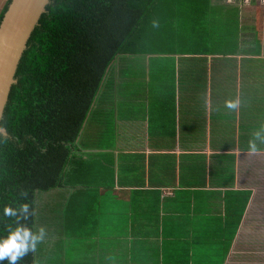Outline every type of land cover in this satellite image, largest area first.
Segmentation results:
<instances>
[{
	"label": "crops",
	"instance_id": "0c3cea01",
	"mask_svg": "<svg viewBox=\"0 0 264 264\" xmlns=\"http://www.w3.org/2000/svg\"><path fill=\"white\" fill-rule=\"evenodd\" d=\"M8 2L0 0V15ZM207 6L210 18L219 17L214 26L232 27L238 54L135 58L146 63V74L119 88L127 117L117 125V150L95 158L85 173L87 181L99 178L109 186L76 196L100 220L86 241L95 248L89 258H66L69 264H264L263 232L253 225L255 180L244 176L238 187L235 174H224L230 162L221 157L230 154L234 173L238 155L249 162L255 157L238 140H249L264 123V0H209ZM177 19L185 21L181 33L190 37L186 8ZM183 37L169 34L165 43L180 44ZM199 37L197 43L209 40ZM225 71L233 76L227 93L220 88ZM237 95L241 107L230 112L224 102ZM248 160L240 169L245 175ZM109 163H115V179ZM60 239L72 245L75 238Z\"/></svg>",
	"mask_w": 264,
	"mask_h": 264
},
{
	"label": "trees",
	"instance_id": "16d2710c",
	"mask_svg": "<svg viewBox=\"0 0 264 264\" xmlns=\"http://www.w3.org/2000/svg\"><path fill=\"white\" fill-rule=\"evenodd\" d=\"M207 4L209 0H51L27 44L1 121L7 135L0 134V238L16 223L3 215L5 206L23 203L18 193L25 189L28 202L35 200L36 215L21 222L34 231L47 228L35 254L18 264H40L43 249L58 253L55 259L60 260L52 264H69L66 255L76 250L92 255L95 246L86 241L100 220L90 217L84 209L87 201L76 196L109 186L99 178L87 181L85 173L95 158L114 155L117 125L126 116V107L118 102L123 93L119 88L146 74V63L137 64L135 58L238 54L232 27L214 26L219 17L210 18ZM185 8L191 17L188 38L181 33L185 21L177 19ZM153 19L159 20V28L151 27ZM200 33L209 40L197 43ZM169 34L184 37L180 44L174 39L167 45ZM183 40L194 48L180 46ZM220 88L227 93V85ZM238 141L247 146L248 140ZM221 157L230 162L224 174L232 179L233 160L230 154ZM106 166L115 179V163ZM236 219L238 223L240 216ZM61 235L75 238L73 244Z\"/></svg>",
	"mask_w": 264,
	"mask_h": 264
},
{
	"label": "water",
	"instance_id": "95a60500",
	"mask_svg": "<svg viewBox=\"0 0 264 264\" xmlns=\"http://www.w3.org/2000/svg\"><path fill=\"white\" fill-rule=\"evenodd\" d=\"M51 0H11L0 24V134L16 74L27 44Z\"/></svg>",
	"mask_w": 264,
	"mask_h": 264
},
{
	"label": "clouds",
	"instance_id": "9594fccd",
	"mask_svg": "<svg viewBox=\"0 0 264 264\" xmlns=\"http://www.w3.org/2000/svg\"><path fill=\"white\" fill-rule=\"evenodd\" d=\"M152 28H159L158 19L151 21ZM207 105V100L205 101ZM242 100L237 95L235 98L228 99L224 102V108L230 112L238 111L241 107ZM246 152L250 155H259L264 153V123L256 127L250 139L247 142ZM18 196L24 200L18 206L7 205L4 208L3 215L15 218V226H9L8 233L5 237L0 238V262L8 261V264H18L29 253L35 254L39 244L43 243L47 236V228L39 226L35 231L33 227L21 221L31 219L36 215L34 207L35 200L28 202L29 192L27 189L18 193ZM109 260L112 258L109 257Z\"/></svg>",
	"mask_w": 264,
	"mask_h": 264
},
{
	"label": "rangeland",
	"instance_id": "374dc122",
	"mask_svg": "<svg viewBox=\"0 0 264 264\" xmlns=\"http://www.w3.org/2000/svg\"><path fill=\"white\" fill-rule=\"evenodd\" d=\"M222 78H223L224 85H227V83H229L231 81L233 76H232V73L230 71H225L222 74ZM242 80L244 82V79H242ZM130 123L135 124V125L137 124V122L135 120L131 121ZM227 151H228V153H230L229 150H227ZM246 158L247 157H245V156L238 155V162H237V160L235 161V165H234L235 173L234 174H235V178L237 179L236 185L238 186L241 184L240 180L244 176L246 178H248L250 181L255 180L254 181L255 186L252 188H254V191H255L254 194H256L257 201H256V210H255L254 215H253L254 216V218H253L254 224L253 225L257 226L258 228H260L262 230L263 235H262L261 239H262V241H264V186L262 185V184H264V181H261V179H260L262 176L261 170H264V158L255 155V157H253V159L250 160V162L248 160L249 158H247L249 164L245 168L247 170L246 175H245V174H243L242 171L240 173V169L242 167H244V163L246 164V162H247ZM240 161H243V163H240ZM260 163H262L263 166ZM260 203H262V204H260ZM91 245H93V244L91 243ZM42 246H43V248H45L44 247L45 245H42ZM42 251H45L46 253L43 252V257L45 259L44 258L42 259L41 264H48L47 259H50L51 263H53V261L56 260L55 258H58V253L55 250L43 249ZM52 251H53V253L51 254ZM50 254H51V257L49 256ZM89 257H90V254L79 253L78 250H76L75 253H71L69 255H66L67 259H71V258L86 259ZM220 257L221 256H217L214 259H220Z\"/></svg>",
	"mask_w": 264,
	"mask_h": 264
}]
</instances>
